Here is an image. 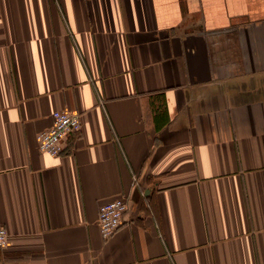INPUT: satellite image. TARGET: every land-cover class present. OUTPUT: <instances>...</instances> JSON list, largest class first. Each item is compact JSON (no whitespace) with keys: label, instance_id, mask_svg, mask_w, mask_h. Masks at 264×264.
<instances>
[{"label":"crops","instance_id":"1","mask_svg":"<svg viewBox=\"0 0 264 264\" xmlns=\"http://www.w3.org/2000/svg\"><path fill=\"white\" fill-rule=\"evenodd\" d=\"M0 227V264H264V0H0Z\"/></svg>","mask_w":264,"mask_h":264},{"label":"built area","instance_id":"2","mask_svg":"<svg viewBox=\"0 0 264 264\" xmlns=\"http://www.w3.org/2000/svg\"><path fill=\"white\" fill-rule=\"evenodd\" d=\"M78 117L77 114L67 111H53L50 127L36 135L38 150L52 158L61 155L65 150L67 137L80 130L81 123ZM125 211L126 202L123 197L116 198L98 207L96 222L103 238H110L120 228ZM7 237V230L0 227V249H5L8 243Z\"/></svg>","mask_w":264,"mask_h":264}]
</instances>
